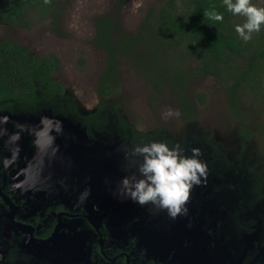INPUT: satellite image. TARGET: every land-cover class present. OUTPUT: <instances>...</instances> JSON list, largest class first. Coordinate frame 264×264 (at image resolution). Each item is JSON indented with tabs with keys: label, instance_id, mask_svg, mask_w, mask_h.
Returning a JSON list of instances; mask_svg holds the SVG:
<instances>
[{
	"label": "flooded vegetation",
	"instance_id": "af4514ba",
	"mask_svg": "<svg viewBox=\"0 0 264 264\" xmlns=\"http://www.w3.org/2000/svg\"><path fill=\"white\" fill-rule=\"evenodd\" d=\"M15 114L0 113V264H257L254 249L242 257L228 245L226 234L255 228L239 215L233 224L227 219L238 210L229 205L230 188H192V165H175L181 176L171 173L158 193L140 198V183L161 178L150 169L154 152L118 153L123 164L114 169L106 152L105 167H88L78 147L94 148L102 136L79 144L52 110ZM103 140L112 149L111 139Z\"/></svg>",
	"mask_w": 264,
	"mask_h": 264
},
{
	"label": "trees",
	"instance_id": "16d2710c",
	"mask_svg": "<svg viewBox=\"0 0 264 264\" xmlns=\"http://www.w3.org/2000/svg\"><path fill=\"white\" fill-rule=\"evenodd\" d=\"M65 8L59 0H0V26L30 30L36 20L49 19L58 31ZM261 18L263 21L264 5ZM233 21V0H162L134 35L127 32L114 14L98 17L94 44L104 52L105 66L97 85V109L86 116L79 112L73 94L58 78L61 61L57 55L39 56L25 45L2 40L0 113L35 114L52 110L56 115L79 122L91 137L95 134L115 137L121 145L128 142L147 155L149 152L144 150L155 151L154 143L159 142L163 130L156 127L142 135L128 123L123 110L121 66L129 61L137 64L157 91L155 98L166 89L173 92L186 121L197 116L196 98L200 102L204 100L203 93L193 98V79L220 78L228 85L232 105H236L237 94L244 87L252 93L264 94V23L249 37ZM168 61L176 62L179 68L173 70ZM260 132L264 141V129ZM187 133L186 139L194 137ZM241 134L248 139L252 137L248 129H242ZM202 137L208 139L201 141L206 147L201 152L209 167L214 166V160L226 164V153L210 137ZM157 148L162 147L157 144ZM197 149L198 142H192L193 155ZM160 151L171 156L165 149ZM222 169L220 178L224 179L228 174L227 165Z\"/></svg>",
	"mask_w": 264,
	"mask_h": 264
},
{
	"label": "rangeland",
	"instance_id": "374dc122",
	"mask_svg": "<svg viewBox=\"0 0 264 264\" xmlns=\"http://www.w3.org/2000/svg\"><path fill=\"white\" fill-rule=\"evenodd\" d=\"M59 1L64 3L66 8L61 15L58 31L52 27L49 19L36 20L30 30L3 25L0 26V41H15L25 45L39 56L48 53L57 55L61 61L58 78L73 94L80 113L86 116L95 113L97 109L99 103L97 85L105 66V54L94 44L97 18L114 14L116 20L121 21L127 32L134 35L139 31L151 10L159 8L162 0ZM263 5L264 0H233V22L239 25V29L245 35L253 37L258 25L264 23L261 18ZM130 62L121 66L124 78L122 94L125 98L123 110L127 121L142 135L149 134L156 127L163 130L159 142L154 143L156 149L153 148L155 151L149 161L150 165H154L150 168L151 171L159 172L161 178L140 183L143 187L140 198L153 191L158 193L160 183L166 178L170 179L171 173L174 175L184 173L180 172L184 171L183 169L175 165H192L194 161V166L187 169L191 174L188 176L190 178L187 183L192 182V188H196L197 183L230 188L229 196L234 199V202L229 205L238 210L227 217L231 221L229 222L233 224L239 216L241 222L245 221L247 224L255 221L252 232H250L252 228L249 227L247 233H239L237 228L238 234L235 231L232 234H226L228 245L239 247L242 257L247 254L251 256L254 249L255 255H259L256 263H262L264 257V141L260 131L264 129V94L252 93L244 87L237 94L236 105H232V97L227 92L228 85L223 80L216 77L193 79L191 82L193 98L203 93L204 100L200 102L196 98L197 116L192 121H186L177 107L174 93L166 89L161 96L155 98L154 93L157 91L153 89L151 81L141 72L137 64L134 62L130 64ZM167 64L173 70L179 68L176 62L168 61ZM242 129L250 130L252 137L249 139L244 137L241 134ZM187 131V134L191 133L194 137L186 139L187 135L184 134ZM201 135L210 137L217 147L219 146L218 148L226 153V164L214 160V166L209 167L203 151L201 152L206 148L203 142L208 139ZM108 139H111L108 143L114 145L117 153L126 154L125 156L131 155L133 151L139 154L143 152L128 142L126 146L121 145L123 143L115 137H108ZM192 142H198L196 155L191 153ZM157 144L171 156H166L163 151H160L163 149L157 148ZM80 147L84 154L92 159L99 157L100 152L97 148H107L103 135L101 142L94 148L86 144ZM188 155H191L189 159ZM118 158L116 154L113 161L122 163V159ZM127 162L130 164L128 159ZM225 165H227L228 174L226 178L221 179L222 166ZM145 171L142 173L145 174ZM194 179L200 182H194ZM108 198L107 195L105 199ZM211 199L216 201L219 196L212 195ZM203 206L207 207V205ZM206 210L210 213V210ZM218 211L225 212L221 207ZM145 217L154 223V229L158 227L159 223L157 224L151 215L149 217L146 213Z\"/></svg>",
	"mask_w": 264,
	"mask_h": 264
},
{
	"label": "water",
	"instance_id": "95a60500",
	"mask_svg": "<svg viewBox=\"0 0 264 264\" xmlns=\"http://www.w3.org/2000/svg\"><path fill=\"white\" fill-rule=\"evenodd\" d=\"M49 114H51V112H49ZM3 115H5V114H3ZM14 116H21V117H23V115H18V114H15ZM13 115H12V117H14ZM34 115L33 114H31V117H33ZM57 116H59V118L60 119H65L66 121H68V123H67V125H66V127H65V130L66 131H72V129H74V131H72V134H73V136H74V138L79 142V144L80 143H82L83 141H85V140H87V138H88V134H87V130H86V128H83L82 127V125L78 122V123H74L72 120H70L69 118H67V117H65V116H62V115H57ZM8 116L6 115L5 117H3V118H7ZM71 122H70V121ZM72 124V125H71ZM73 139V138H72ZM78 156L82 159V164L83 165H87L88 167L90 166V164H93V165H99V166H101V167H105V165H106V163H105V161H104V157H103V155H102V153L103 154H105L106 152H112V158L116 155V154H118L117 153V151H116V149H115V147L113 146L112 147V149H110L109 147L108 148H105V149H103L102 151L103 152H101L100 150L98 151V152H100V153H98V155H99V157H98V159L96 160V161H94V160H92L93 161V163L90 161V157H85L84 155V152H83V150H81V147H80V145H79V147H78ZM115 154V155H114ZM103 159V160H102ZM112 162L113 163H111V164H109V165H111L112 167H113V169L115 168V162L112 160Z\"/></svg>",
	"mask_w": 264,
	"mask_h": 264
}]
</instances>
